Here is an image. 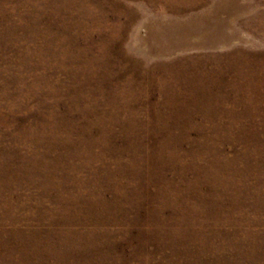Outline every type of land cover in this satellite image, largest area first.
<instances>
[{"label": "rangeland", "instance_id": "374dc122", "mask_svg": "<svg viewBox=\"0 0 264 264\" xmlns=\"http://www.w3.org/2000/svg\"><path fill=\"white\" fill-rule=\"evenodd\" d=\"M188 1L0 0V264H264V0Z\"/></svg>", "mask_w": 264, "mask_h": 264}, {"label": "bare ground", "instance_id": "6f19581e", "mask_svg": "<svg viewBox=\"0 0 264 264\" xmlns=\"http://www.w3.org/2000/svg\"><path fill=\"white\" fill-rule=\"evenodd\" d=\"M187 5L189 6V8H191L192 6H193V3H192V1L191 0H189L188 2H187ZM260 26H262V30H263V32H264V22L263 23H261L260 24ZM262 34H264V33H262ZM251 69V68H250ZM262 73V72H261ZM246 78V77H245ZM251 78V77H250ZM249 84V83H248ZM255 84V83H254ZM262 84V83H261ZM251 85V84H250ZM264 85V84H263ZM251 87H253V86H251ZM262 90V89H261Z\"/></svg>", "mask_w": 264, "mask_h": 264}, {"label": "crops", "instance_id": "0c3cea01", "mask_svg": "<svg viewBox=\"0 0 264 264\" xmlns=\"http://www.w3.org/2000/svg\"><path fill=\"white\" fill-rule=\"evenodd\" d=\"M262 22H264V20H260V21H258V24H259V23H262ZM257 27H258V26H257ZM260 28H262V26H259V27H258V29H260Z\"/></svg>", "mask_w": 264, "mask_h": 264}]
</instances>
